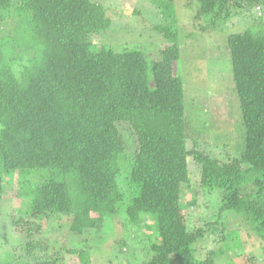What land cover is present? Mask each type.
I'll use <instances>...</instances> for the list:
<instances>
[{
	"label": "trees",
	"instance_id": "1",
	"mask_svg": "<svg viewBox=\"0 0 264 264\" xmlns=\"http://www.w3.org/2000/svg\"><path fill=\"white\" fill-rule=\"evenodd\" d=\"M173 1L153 0L165 21L153 26L161 41L154 55L146 44L94 48L93 35L121 25L93 0H0V203L7 177L20 175L27 208L0 224V244L9 245L0 264H63L64 252L71 264H95L98 256L106 264H218L230 240L238 251L220 264H245L240 257L259 264L239 252V234L257 240L264 255V31L227 38L245 135L240 155L222 161L202 150L209 134L203 121L189 119L175 75L186 27ZM256 5L264 0L183 4L206 28ZM190 161L198 184L221 202L214 223L191 227L183 207ZM49 220L59 225L52 232L70 236L34 239ZM116 223L134 238L117 237ZM12 227L26 234L15 249ZM207 227L221 233V245L201 255ZM88 234L93 250L79 241Z\"/></svg>",
	"mask_w": 264,
	"mask_h": 264
},
{
	"label": "rangeland",
	"instance_id": "2",
	"mask_svg": "<svg viewBox=\"0 0 264 264\" xmlns=\"http://www.w3.org/2000/svg\"><path fill=\"white\" fill-rule=\"evenodd\" d=\"M94 2L103 4L111 15L115 18L117 24L114 25L111 31L102 33V35H93L92 43L94 48H98L104 44L109 47L117 48H135L147 47L152 54L156 55L159 53L161 47L160 36L153 30L154 25L165 24L160 9L153 3V0H93ZM174 12L180 19L179 27L183 28L184 35L180 39L182 44L181 59L174 65L175 75H179L184 84L185 99L187 114L189 119L203 121L205 125L201 124V128H206L205 131L208 137H205L202 142V150L209 152L212 157H215L222 161H227L228 158H236L244 150V135L245 130L243 126L242 113L240 109L239 99L236 93L233 73L230 60V50L227 44V38L231 34L243 33L248 29L254 31H264V7L261 6L259 12L258 5L253 7L250 11L239 12L233 15L231 22L218 26H209L206 28L207 22L200 20L193 22L192 18L194 12L191 13L186 11L185 5L186 0H174ZM189 9V8H188ZM138 12V15L135 13ZM191 14L189 17L187 15ZM124 27L125 33L122 34L121 28ZM205 27V32L202 33V29ZM116 32V33H115ZM194 32V34H193ZM114 33V35L112 34ZM154 44V45H153ZM195 120V121H196ZM194 123H197L195 122ZM196 125V124H195ZM189 167L193 171H190V177L192 178V187L185 189L183 207L187 208L189 214V222L191 227L203 223H214L216 220L214 216L217 214L221 207V202L215 198L218 195H214L207 189L202 188L199 184V170H196L194 162H189ZM198 171V172H197ZM33 179V178H32ZM23 182L21 176H9L6 179V188L4 192L3 203L0 206V224H3V218H7L8 214L15 215L16 219L19 220L21 215L25 214L27 208L23 204L26 198L22 196L21 192ZM217 192V191H215ZM215 196V197H214ZM194 199H196L194 201ZM217 199V200H216ZM193 202L195 204H193ZM192 204V205H190ZM220 205V206H219ZM21 211L24 213L20 214ZM28 218V217H27ZM57 220H49L43 226L42 231L32 232L34 239L54 241L53 233L55 237L70 236V233L65 230L60 232H52V227H59ZM35 224H38L35 222ZM148 225H153V221L149 220ZM37 226V225H36ZM34 228H37V227ZM12 227L11 245L10 248L19 247L24 241L26 234L19 228V231H14ZM207 229V236L199 242L197 249L201 255L210 252L213 248L221 245V233L212 230V227ZM234 229L229 226V230ZM115 235L121 237L123 235H130L124 233L123 228L119 224H115ZM148 230V228H146ZM137 234L141 237L146 232ZM22 234V235H21ZM0 231V243L5 241V236ZM134 238V234L130 235ZM129 236V237H130ZM72 238V235L71 237ZM240 242L242 246L239 248L245 254H254V262L264 264V255L257 240L249 237L247 233L240 232ZM93 235L88 234L81 237L80 242L88 240L89 244L87 247H95L92 245ZM229 246L232 247V251L226 256L219 258L221 262L229 261L234 257V253H237L238 249L235 247L233 240L228 242ZM63 245L58 242V247ZM101 246V245H97ZM61 247V246H60ZM9 245L0 244V256L3 254L6 258L8 257ZM102 250L106 251V245L103 246ZM3 252V253H2ZM243 254V255H244ZM94 256H98L95 254ZM63 264H71V255L64 252ZM240 262L247 263L243 257H240ZM95 264H106V258L98 256L95 258Z\"/></svg>",
	"mask_w": 264,
	"mask_h": 264
},
{
	"label": "built area",
	"instance_id": "3",
	"mask_svg": "<svg viewBox=\"0 0 264 264\" xmlns=\"http://www.w3.org/2000/svg\"><path fill=\"white\" fill-rule=\"evenodd\" d=\"M258 10H260V8L258 7Z\"/></svg>",
	"mask_w": 264,
	"mask_h": 264
},
{
	"label": "clouds",
	"instance_id": "4",
	"mask_svg": "<svg viewBox=\"0 0 264 264\" xmlns=\"http://www.w3.org/2000/svg\"><path fill=\"white\" fill-rule=\"evenodd\" d=\"M260 8V7H259ZM261 10V9H260ZM260 10H259V12H260Z\"/></svg>",
	"mask_w": 264,
	"mask_h": 264
}]
</instances>
